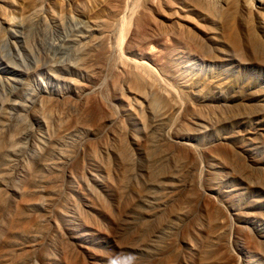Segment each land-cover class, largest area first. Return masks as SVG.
I'll return each instance as SVG.
<instances>
[{"label": "rangeland", "instance_id": "374dc122", "mask_svg": "<svg viewBox=\"0 0 264 264\" xmlns=\"http://www.w3.org/2000/svg\"><path fill=\"white\" fill-rule=\"evenodd\" d=\"M33 3L0 25V264H264V5Z\"/></svg>", "mask_w": 264, "mask_h": 264}, {"label": "bare ground", "instance_id": "6f19581e", "mask_svg": "<svg viewBox=\"0 0 264 264\" xmlns=\"http://www.w3.org/2000/svg\"><path fill=\"white\" fill-rule=\"evenodd\" d=\"M26 1L27 0H0V20L2 19L1 22L5 19L4 16L6 14V10H8L7 8L10 5H12L13 3H14L15 6L16 5H22ZM33 1H34L33 6H38V5L42 4L44 0H33ZM188 1H192L198 7L218 5L219 3H225V2H228V3L230 2V3L234 4L235 6H237L239 8L240 7H251V8H254V7H257L258 5H262V6L264 5V0H188ZM96 2H97V0H96ZM173 3H175V2H173ZM113 5L114 4H112L111 6H109V9H110L111 13L113 12L114 14H116L117 12H119V10L122 11V9L119 8L121 6H118L117 7V8H119V10H118V9H116V6H113ZM162 5L168 11L165 14L166 16L168 15L170 17V16H174L176 14V12H177L176 11V7L174 8V5L172 3H169V4L168 3L167 4H161L160 7L158 6L159 7L158 9H160L162 7ZM128 6H126V7H128ZM179 9H180V7H179ZM164 10H162L161 12H163ZM128 11L129 10L124 11L123 12L124 14L122 13L123 16L121 17V19L123 20V27H124V29L128 30V33H127L128 34V37H127L128 40L125 41L124 40L125 37L123 35L121 36L120 40H118V43H117L118 51L117 52H119V53L117 55H115V57L117 56V60L116 61H118V64L116 63V65H117L118 68H116V69L119 70V68H121L123 70H127V72L125 71L126 72V75L129 74L128 71H131V72H133L134 74L137 75V76L135 75L137 78H141V77L148 78L151 75H153V72L155 70L154 67H152V64L149 61V59L151 58V56L154 55V54H152L153 51L151 52V55L147 53V54L142 55L140 57H133L131 55H125L124 54L125 52L123 53L125 55L124 56L121 53L124 48H130L131 45L134 43V40L136 41V39H134L135 38L134 35H136L135 34V30H136V28L140 24V22H139V20L137 18V11L138 10L137 11L131 10L130 12H128ZM119 13H121V12H119ZM168 16H167V18H168ZM127 18H128V21L126 20ZM6 24L7 23H5V22L0 23V25L5 26V27H6ZM92 56H94V55H92ZM2 57L9 59L8 58L9 56L6 53H4V52H3V56ZM91 60H93V59H91ZM116 65H114V66L116 67ZM132 77H133V75H132Z\"/></svg>", "mask_w": 264, "mask_h": 264}]
</instances>
